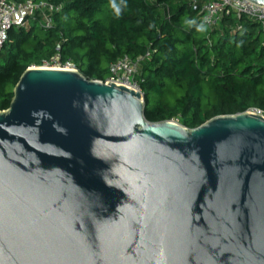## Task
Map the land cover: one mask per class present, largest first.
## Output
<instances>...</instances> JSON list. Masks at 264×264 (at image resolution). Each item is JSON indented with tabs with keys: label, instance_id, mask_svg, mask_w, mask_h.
Masks as SVG:
<instances>
[{
	"label": "water",
	"instance_id": "1",
	"mask_svg": "<svg viewBox=\"0 0 264 264\" xmlns=\"http://www.w3.org/2000/svg\"><path fill=\"white\" fill-rule=\"evenodd\" d=\"M13 94L0 264H264L263 115L150 123L143 93L55 68Z\"/></svg>",
	"mask_w": 264,
	"mask_h": 264
},
{
	"label": "trees",
	"instance_id": "2",
	"mask_svg": "<svg viewBox=\"0 0 264 264\" xmlns=\"http://www.w3.org/2000/svg\"><path fill=\"white\" fill-rule=\"evenodd\" d=\"M43 1L62 6L52 29L12 28L0 53V111L9 109L23 73L60 47L63 61L101 82L118 59L149 53L139 82L150 123L178 119L195 129L219 116L264 112V29L248 18L210 31L188 0ZM237 25L242 33L233 32Z\"/></svg>",
	"mask_w": 264,
	"mask_h": 264
},
{
	"label": "built area",
	"instance_id": "3",
	"mask_svg": "<svg viewBox=\"0 0 264 264\" xmlns=\"http://www.w3.org/2000/svg\"><path fill=\"white\" fill-rule=\"evenodd\" d=\"M188 6L198 14L200 22L210 31L218 29L225 19L239 22L243 17L264 29V8L247 0H188ZM61 9L62 6L43 0H0V53L9 41V32L12 28L28 29L30 20H33L42 29L50 30L53 27L54 14ZM233 32L242 33L243 26L237 25ZM148 57L149 53L137 59L128 56L118 59L110 65L105 83L114 82L143 93L137 77L140 65ZM41 67L79 71L72 60H62L60 47L53 57L43 61ZM251 111L264 116L262 111Z\"/></svg>",
	"mask_w": 264,
	"mask_h": 264
},
{
	"label": "rangeland",
	"instance_id": "4",
	"mask_svg": "<svg viewBox=\"0 0 264 264\" xmlns=\"http://www.w3.org/2000/svg\"><path fill=\"white\" fill-rule=\"evenodd\" d=\"M34 23H36V22H34L33 20H30V26H32V25H34ZM38 25V24H37ZM207 28V27H206ZM14 29L15 30H18V27H14ZM208 29V28H207ZM4 62H3V59L2 58H0V64H3ZM34 67V66H33ZM137 79L139 80V75H138V77H137ZM140 81V80H139ZM174 122H176V123H179V120L178 119H175V120H173Z\"/></svg>",
	"mask_w": 264,
	"mask_h": 264
}]
</instances>
